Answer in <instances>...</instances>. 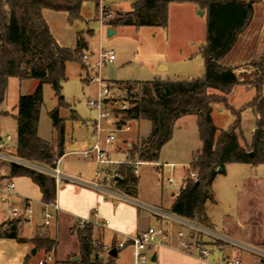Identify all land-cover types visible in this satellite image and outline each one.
<instances>
[{"label":"rangeland","instance_id":"1","mask_svg":"<svg viewBox=\"0 0 264 264\" xmlns=\"http://www.w3.org/2000/svg\"><path fill=\"white\" fill-rule=\"evenodd\" d=\"M97 2L98 0H84L80 18L74 22L70 21L69 15L65 12L45 10L43 17L51 35L60 46L75 49L79 37L84 39L88 45L84 55L87 53L91 56V63L98 60L101 51L114 53L115 60L103 65L100 78L115 92L120 93V90L119 85L113 82H153L155 80L189 82L205 76L203 54L206 47L207 11L195 10V6L190 4H173L169 10L168 28L117 27L115 29L117 34L109 37L105 30L109 28L106 24L129 13L135 0H111L107 3L109 9L104 20ZM255 8V18L252 17L249 26L239 36L234 49L224 60V64L235 70L241 84L233 89L224 103H222L221 94L215 92L218 95V103L213 106V121L220 131L232 128L236 121L234 112L240 114L241 122L237 133L240 134L241 144L248 147L258 124L254 109L251 107L257 96V82L259 92L264 98V68L260 62V55L264 54V2L262 0L256 2ZM202 11L204 15H201ZM82 63L84 67L77 62L67 63L68 81L63 85L61 96L56 95L50 84L43 86L39 137L55 146L57 132L50 115L59 108L60 117L65 123L66 134L69 136L66 143L67 152L82 150L86 144H89L93 139L92 122L98 121V112L89 106V101L96 99L100 92L99 84L94 81L97 70L93 69L91 64L86 65L84 57ZM160 64L168 67L165 73L158 71ZM161 70L166 69L161 68ZM38 85L36 80L21 81L18 78H10L6 92L1 94L0 89V118L4 117L0 119V133L3 136L10 135L14 142H17V122L14 119L17 110L15 108L19 98L34 94ZM127 107L129 108L128 104ZM76 115L80 117V120L74 119ZM115 117L123 121L124 112L115 110ZM127 126L131 127L130 131H126V127L123 126L119 128L114 117H108L101 122L104 134L116 131L115 145L124 146L125 139L127 143L130 142V146H124L126 154L134 146L140 145V140L147 139L152 133L150 121H129ZM201 150L198 119L189 116L178 121L173 139L161 150L158 163L135 165L140 202L150 207H159L172 216L173 195L179 193L184 180L189 177L193 157ZM114 158L125 159L122 154ZM100 169H105V166H101ZM62 170L68 175L90 178L98 170V165L70 155L62 161ZM225 170V173L218 174L212 186L216 203L207 202V213L217 224L215 231L222 233V228L227 222H239L241 225L250 218L264 217V165L253 167L229 164ZM170 178L175 181L172 185L168 182ZM149 216L155 217L152 213L142 210V217ZM163 221V226L167 224L176 232H183L187 239L190 238L192 229L188 225L180 224L173 219ZM156 222V218L152 220V228L161 229V224ZM80 227L82 230H79V233L86 228V223L81 224ZM196 235L198 237L195 238L194 235L193 240L189 241L190 246L194 247L202 242L211 251L212 260L214 256L221 257L224 254L216 248L217 238L202 232H197ZM40 237L49 236L42 232ZM60 241L61 256H66L71 250H78V243H73L66 233L60 237ZM34 248L31 249V254ZM42 250L38 255H33V261L41 260L49 262L48 264H57L49 260L52 254L46 255ZM11 254L10 258H14L16 253L11 251ZM79 255L80 252L68 257L67 262L77 263L72 260ZM5 256L6 248L0 244V264H19ZM102 259L106 260V257L103 256ZM118 262L133 264L131 251H122Z\"/></svg>","mask_w":264,"mask_h":264},{"label":"trees","instance_id":"2","mask_svg":"<svg viewBox=\"0 0 264 264\" xmlns=\"http://www.w3.org/2000/svg\"><path fill=\"white\" fill-rule=\"evenodd\" d=\"M84 0H0V89L4 94L10 78L21 81L32 79L39 85L34 94L21 96L16 106L18 140L16 157L22 161L56 168V162L65 155V123L60 109L51 113L53 127L57 132L55 146L38 136L40 112L43 105V86L50 84L61 96L63 85L68 81L67 63L77 62L83 66L82 58L88 46L79 37L75 49L60 46L50 33L43 17L45 10L65 12L70 21L80 18ZM260 0H135L132 10L117 20L107 23L117 27H162L168 28L169 8L173 4H194L207 11L208 24L204 50L205 76L189 82H116L119 101L128 104L123 123L150 121L152 133L140 140L128 153V161L119 175L113 179L115 188L127 196L136 197L138 177L135 165L158 163L159 155L174 135L176 124L185 117L198 119L202 150L194 155L190 168L197 172V179L187 177L171 206V214L205 226L206 204L213 201L212 186L219 173H225L229 164L264 165V98L256 85L257 96L252 104L258 119L250 146H243L237 130L240 114L234 112L236 121L229 130H219L213 121V106L221 94L222 103L228 100L233 89L241 84L232 67L222 61L234 49L239 36L249 26L254 5ZM264 68V55L261 58ZM84 67V66H83ZM170 91V95L167 91ZM123 92V93H121ZM217 92V93H215ZM62 104V103H61ZM253 154V156L251 155ZM11 177H28L41 190L43 202L51 203L57 197V183L51 175L13 165ZM20 222L11 229H0V239H13L21 243ZM79 262L74 264H116L109 254L103 260V246L92 239V227L79 233ZM37 250L50 255L56 242L49 237L38 236L34 240ZM44 264H48L44 262Z\"/></svg>","mask_w":264,"mask_h":264},{"label":"crops","instance_id":"3","mask_svg":"<svg viewBox=\"0 0 264 264\" xmlns=\"http://www.w3.org/2000/svg\"><path fill=\"white\" fill-rule=\"evenodd\" d=\"M262 1L264 2V0ZM194 6L195 10H199L198 6ZM253 9V18H255V5ZM108 29L113 28L109 27L105 30L107 31ZM115 29L113 30L115 31ZM116 34L117 33L115 32L114 35ZM258 50L259 48H257V53H259ZM263 55H260V57L262 58ZM227 57H225V59ZM224 60L222 61L223 64ZM161 68H165L166 70L162 71ZM167 70L168 67L164 64H160V66L158 67V71L161 73H165ZM115 83L116 82H113V84ZM14 115H17V111ZM1 118L4 117L1 116ZM79 118L80 117L77 115L76 117H74V119H76L77 121L80 120ZM94 124L95 122H92L93 139L89 144H86L84 148L79 151H66V143L69 140V136H67L65 129V155L63 156L62 161L67 156L74 155L80 157V159L84 161H92L96 165H98L95 162L93 156L89 159H84L81 155L82 152L90 150L96 142ZM238 135L240 136V134ZM0 136L5 137L1 133ZM124 143V146L126 145L127 147L131 145L130 142L127 143V139H125ZM124 146L115 145L114 149L109 152L110 162L101 165L102 167L105 166V169H100L101 166L98 165V170L93 174L92 177L90 176V178H83L81 176L75 177L66 174V172L62 170L61 162L60 168L62 172L75 180L66 181L58 185L56 201L60 207V212L50 226H46L44 224L43 209L45 203L43 202V194L40 188L28 177L12 178L11 168L13 165H17L19 167H24L44 174L49 175V173L33 169L26 165L31 163L25 161H22L23 163L19 165L9 161L0 160V229L3 231H8L9 229H11L13 223L16 222L10 215L11 207H23L26 204L30 203L34 210V217L30 221V223H20L18 226L19 237L21 239H24L25 242L21 243L13 239H0V244L4 245V247L6 248V256L8 258L12 256L11 251H15L16 253L14 255V258H10V261H17L19 264H40L41 260H38L37 262L33 261L31 249L35 247L34 240L38 236H40L42 232H45L49 236V239L56 242V248L51 253L53 256L49 257V260L54 261V263L57 264H69L67 262V258L72 257L73 255H76L80 252V235L78 231L82 230V228L80 227L82 223H86V228L92 227V239L94 242L103 246V256L106 257V255L109 254V252H107L105 249L106 247H110L111 250L117 249L118 243L125 241L129 236L140 234L144 231H147L149 228H152V220L156 218V223L161 224V229H165L169 232L170 238L164 246L154 250L153 256H156V261L152 262L154 264H225V259H241L246 264H264V217L250 218L248 221H244L241 225L239 224V222H227L225 227L222 228V233L215 231L217 224L209 217L208 213L205 226H201L174 215L169 216L164 210L159 207H150L142 204L138 196L139 193H137L136 197H130L121 190L116 189L112 179L117 177V173H120L123 165H125L128 161V154L124 152ZM12 147V154L14 155L16 154L17 147V142H14V139L12 142ZM121 154L125 157L124 160L114 158V156H119ZM31 165L50 171V169L42 166H38L35 164ZM99 169L103 170L104 173L107 174L108 178L106 180L98 179L97 173ZM109 181L110 183L108 185ZM11 182L15 183L16 190L13 195L7 196L3 192V189ZM94 183H98L100 188L91 186ZM212 193V203L215 204L216 199L213 189ZM177 194L173 195L171 206L174 202V196ZM142 210H145L148 213H152L155 217H142ZM168 219H173L180 224H186L192 229L190 238L188 239L189 241L193 240L194 235L196 238L197 232H202L203 234H207L208 236L217 238L218 243L216 244V248L218 249V251L223 252L224 254H222L221 257L214 256L212 260V253L206 259H202L199 256V253L197 252L195 246H192L193 248L191 247V249L189 250H182L180 248V240L178 238L179 232H176L173 227H170L167 224L163 226V220L167 221ZM64 233L68 235L73 243H78V250H71L69 251V253H67L66 256H61L60 237ZM199 241L200 240H198V242ZM200 243L203 244L202 242ZM117 250L118 257L115 258L116 264H121L118 262L119 255L122 251L125 250L131 251L134 264L133 251L130 247ZM39 251H41V249L37 250L36 255L39 254ZM42 251L45 252L44 250Z\"/></svg>","mask_w":264,"mask_h":264},{"label":"built area","instance_id":"4","mask_svg":"<svg viewBox=\"0 0 264 264\" xmlns=\"http://www.w3.org/2000/svg\"><path fill=\"white\" fill-rule=\"evenodd\" d=\"M109 2H111V0H98L97 2L98 8H100V12L102 14V20H104V16L107 15V11L109 9L107 3ZM101 26L104 28L103 24H101ZM83 57L86 65L89 66L91 64V67L97 70L94 81L99 84L100 92L96 99H91L89 101L90 108L98 112V121H95L94 124L96 142L90 150L82 152L81 155L84 159H89L93 156L95 162L101 166L110 162L109 152L114 149L117 138L116 131H110L104 134L101 122L108 117H114L118 124H121L123 121L115 117V110H122L124 112L128 109V107L127 104L123 105L122 102L118 100L119 94L100 78V71L103 65L106 62H113L115 60L114 53L101 51L98 55V60L95 63L90 62L91 56L89 54L86 53ZM127 123L128 122H124L123 127H126V131H130L131 127L127 126ZM12 142L13 138L10 135L5 137L0 136V160L20 165L23 163L22 160L18 159L16 154H12ZM61 162L62 158L56 162V168L49 171V175L55 178L57 186L63 182L75 180L62 172L60 168ZM197 176V172L195 171H191L189 174V177L193 180H196ZM97 177L100 180H106L108 178L107 174L104 173L103 170L98 171ZM168 182L171 185L174 184V180L172 178L168 179ZM91 186L100 188L98 183H94ZM15 190L16 185L14 182H11L3 189V192L7 196H11L14 194ZM59 212L60 207L56 200L51 203L44 204V224L46 226H50L56 219ZM10 215L13 220L28 224L34 217V210L30 203L23 207L13 206L11 207ZM169 238L170 236L167 230L149 228L147 231L134 236H129L125 241L118 243L117 249L130 247L133 251L134 264H149L152 262L154 250L164 246L169 241ZM178 238L180 240V248L182 250L191 249L192 246H190L189 240L183 232L178 233ZM195 247L202 259H206L211 254L209 248L204 244H198ZM105 249L107 252L111 251L110 247H106ZM40 264H44V262L41 261ZM225 264L246 263L241 259H225Z\"/></svg>","mask_w":264,"mask_h":264},{"label":"water","instance_id":"5","mask_svg":"<svg viewBox=\"0 0 264 264\" xmlns=\"http://www.w3.org/2000/svg\"><path fill=\"white\" fill-rule=\"evenodd\" d=\"M204 14H205V13L202 11V12H201V15H204ZM107 32H108V36H109V37H111V36H113V35L115 34V31H114L113 29H108ZM170 93H171V92L168 90V91H167V94L170 95ZM251 155L253 156V154H251ZM26 165L29 166V167H31V168H33V169H36V170H39V171H42V172L49 173L48 170H44V169L39 168V167H36V166H34V165H31V164H26ZM36 253H37V249H34L33 252H32V255H36ZM109 255H110L111 257H113V258H117V257H118V250H117V249H112V250L109 252ZM79 260H80V258L78 257V258L73 259L72 261H73V262H78ZM155 261H156V256H153V258H152V262H155Z\"/></svg>","mask_w":264,"mask_h":264}]
</instances>
